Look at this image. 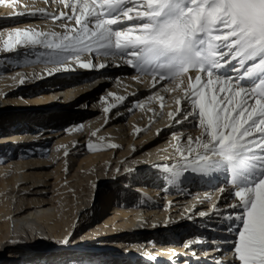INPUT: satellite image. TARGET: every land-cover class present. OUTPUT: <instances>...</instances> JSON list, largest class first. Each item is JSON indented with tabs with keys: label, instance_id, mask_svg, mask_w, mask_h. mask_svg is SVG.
Here are the masks:
<instances>
[{
	"label": "bare ground",
	"instance_id": "6f19581e",
	"mask_svg": "<svg viewBox=\"0 0 264 264\" xmlns=\"http://www.w3.org/2000/svg\"><path fill=\"white\" fill-rule=\"evenodd\" d=\"M48 4L0 2V264H69L65 253L89 258L95 251L87 247L103 246L133 250L128 258L137 264H173V260L196 264L191 257L199 249L205 256L226 252L221 259L228 260L225 241L230 238H223L228 232L221 224L228 223L223 216L232 209L224 214L212 211L215 201L226 198L227 193L221 198L218 191L228 186L221 183L224 177H207L211 188L198 183L200 175L190 171L170 188L160 183L162 178L171 179L164 165H177V145L183 147L188 136L200 135L190 129V119L176 123L168 117L176 108L175 97L182 95L179 90H164L165 84L169 88L174 84L160 82L152 88L154 82L144 77L120 76L127 69H85L74 61H69L72 71L51 72L56 65L39 55L46 51L42 48L2 50L7 34L16 28L63 32L61 24L68 21L46 26L51 19L40 13L15 15ZM81 60H90L89 54ZM109 93L126 99L117 102ZM157 96L165 97L163 110ZM111 104L117 106L105 113ZM23 116L29 117L27 127H35L34 131L9 132L3 126ZM115 180L129 193L113 194ZM96 185L99 193L92 204ZM210 215L216 219L209 221ZM169 222L177 224L164 229ZM198 223L214 228L220 224L216 236L204 239L208 247L201 243L204 232L193 226ZM184 235L188 236L179 246ZM65 239L67 243L58 244ZM159 256L160 260L154 258ZM198 261L207 264L201 263L202 258Z\"/></svg>",
	"mask_w": 264,
	"mask_h": 264
},
{
	"label": "snow or ice",
	"instance_id": "6c2138e0",
	"mask_svg": "<svg viewBox=\"0 0 264 264\" xmlns=\"http://www.w3.org/2000/svg\"><path fill=\"white\" fill-rule=\"evenodd\" d=\"M59 3L70 10L52 14L54 23L69 22L61 24L63 32L16 28L7 34L2 50L42 48L46 51L39 55L56 65L51 72L74 70L69 61L85 69L108 66L81 60L86 53L119 57L141 76L151 75L152 88L161 81L174 84L171 88L165 84L164 90H179L182 95L175 97L176 108L168 117L176 123L191 118L201 131L199 136H188L185 146L177 145L176 166L164 165L171 173L169 182L189 171L212 179L223 176L230 187H220V197L227 193L234 201L228 205L232 212L223 216L232 222L224 230L234 234V239L225 241L230 258L217 259L214 264H264V0ZM37 13L49 15L43 8L15 15ZM224 69L235 74H222ZM132 79L139 80V76ZM109 95L117 102L126 99ZM156 99L163 110L165 97ZM116 106L104 108L105 113ZM181 116L183 120L178 119ZM212 211H219L217 204Z\"/></svg>",
	"mask_w": 264,
	"mask_h": 264
},
{
	"label": "rangeland",
	"instance_id": "374dc122",
	"mask_svg": "<svg viewBox=\"0 0 264 264\" xmlns=\"http://www.w3.org/2000/svg\"><path fill=\"white\" fill-rule=\"evenodd\" d=\"M186 79V78H185ZM187 80V79H186ZM75 105H77V103L75 104ZM72 106H74L73 104H72ZM83 106L85 107V104H83ZM72 110V109H71ZM73 111V110H72ZM82 111H85V110H82ZM23 117H26V116H23ZM62 119H64V118H62ZM191 121H193L191 118H189ZM194 121H193V123L191 124V127H190V129L191 130H194V131H201L200 130V128L199 127H196V126H193L194 125ZM46 147L48 146L47 144L45 145ZM54 151V150H53ZM48 152H51V150L50 151H48ZM117 168H119V166L117 167ZM113 183H115L114 185H112L111 184V188H110V191L111 192H113V194H117L118 192L117 191H119V192H122V194H127V193H129L128 192V189L127 188H122L123 186H121V184L122 183H120V182H117V180H115ZM119 185V186H118ZM178 185L180 186V184L178 183ZM99 186H100V184H99ZM99 186H97L96 185V187H95V189H94V195H95V197L92 199V204L93 203H95V202H97V193H99V189L97 188V187H99ZM106 186V184H103L102 185V187H105ZM211 187H212V184H211ZM227 187H230V185H228ZM180 189H181V187H179ZM117 196V195H116ZM119 196V195H118ZM117 196V197H118ZM216 200V199H215ZM234 201L228 196V195H226V198L223 200V201H219V200H217V201H215V203L217 204V206H219V207H221V209L219 208V213H221V214H224L225 212H227V211H229V209L230 208H228V205L229 204H231V203H233ZM96 208H98V205L97 206H94V207H92V209H96ZM226 214H229V213H226ZM225 214V215H226ZM207 217V216H206ZM209 221H211V220H213V219H216V218H213V216H209ZM188 223H190V220H188V222H187V224ZM204 223V222H203ZM177 224V223H176ZM175 223H173V222H169V225L170 226H168V224H167V226H165V228L164 229H168V228H170L171 226H174V225H176ZM228 224V223H227ZM193 226H195L196 227V229H198L199 231H202V232H204V237H200V239H202L203 241L201 242V243H204V239H207V238H209V236H208V234H210L211 232H213L214 230H209L210 228L212 229H216V228H214L211 224H204V225H200L199 223L198 224H195V225H193ZM223 228V227H222ZM227 232V231H226ZM227 234H229V233H225V234H223V238L224 237H226L227 236ZM211 235H217L216 233H212ZM222 235V234H221ZM186 236H188V235H184V236H182V237H180L179 238V242H177L178 244H179V246L180 245H182L183 243H184V238L186 237ZM231 238V240L232 239H234V234H230L229 236H227V238ZM58 242V244L60 245L61 243L63 244V242H59V241H57ZM204 245H207V247H208V245L209 244H205L204 243ZM87 248H89L90 250H93V251H95V253H98V252H100L101 254L103 253V254H108V253H111V251L112 252H114V253H120V254H122L123 256H125V257H129V254L133 251V250H125V248H122V247H116V246H113V247H109V246H103V247H87ZM197 248H199V246H197ZM67 250H69V249H67ZM107 251V252H106ZM198 252H195L193 255H192V260L194 261V262H196V264L199 262L198 260H200V258H202V261H201V263L203 262V261H206L205 263H207V264H214V263H212V262H208L207 261V259L208 260H210V261H212V259H210V258H214L213 260L215 261V260H217V259H221V258H223V255H225L226 254V252H222V253H219V254H216V255H211V256H205V253H200V249L199 250H197ZM88 252V251H87ZM90 253V252H89ZM64 257H65V260L67 259L68 260V263L69 264H72V263H76V261L77 260H79L78 261V263L77 264H86V262L87 261H85V260H81L82 258L80 257V258H70V254H67V253H65L64 254ZM90 257H92V255L90 256ZM93 257H97V255L95 254V256H93ZM147 257H151L150 255L149 256H147ZM58 258V257H57ZM154 258H156V260H160L161 259V256H159V257H154ZM225 258H229V256L228 255H226V257ZM59 259V258H58ZM80 260H81V262H80ZM60 261V260H59ZM18 263V262H17ZM106 263V262H105ZM105 263H103V264H105ZM170 263H178L176 260H173L172 262H170ZM30 264H34V263H30Z\"/></svg>",
	"mask_w": 264,
	"mask_h": 264
}]
</instances>
